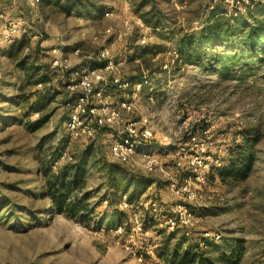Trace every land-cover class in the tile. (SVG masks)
Returning <instances> with one entry per match:
<instances>
[{
    "label": "rangeland",
    "instance_id": "1",
    "mask_svg": "<svg viewBox=\"0 0 264 264\" xmlns=\"http://www.w3.org/2000/svg\"><path fill=\"white\" fill-rule=\"evenodd\" d=\"M218 1L148 0L136 12L138 0H102L112 16L95 21L74 14L63 16L57 8L39 2L34 8L22 4L12 11V17L26 20L27 28L11 43L0 42V97L42 90V85L30 82L23 67L33 64L42 71L58 70L51 65L52 48L60 49L68 59V68L78 70L92 61L90 57L99 48L109 47L113 59L125 61L124 79H140L147 70L151 81L150 89L140 91L133 111L124 112V117H147L153 129L149 147L155 165L148 172L136 157L134 163L123 164L124 168L163 185H149L136 209L118 202L116 207L125 215L120 220V232L114 231L119 226L106 227L113 211V203H109L111 180L105 166L112 159L108 144L113 128H104L94 137L73 140L65 130L68 112L60 96L42 111L21 116V104L0 101L5 117L15 114L21 118L16 122L0 121V196L4 198L0 205V264H161L157 254L166 246L190 241L198 242L205 256L239 248V264H264V46L250 66H234L230 71L215 70L210 62H183L172 54L181 36L198 33ZM139 13H145L152 22L158 20L159 25L155 31L154 26L144 24L150 28L152 39L142 48L137 40L143 31L135 24ZM107 28L110 31L105 33ZM20 40L22 45L18 47ZM130 47L134 54L128 53ZM58 71L54 79L61 78L63 72ZM130 92L129 87L112 92L114 96L105 94L114 104L129 98ZM30 122L32 129L28 128ZM243 130L256 135L254 167L241 182L222 181L215 173L213 160H223L227 149L241 141ZM190 132L194 136L185 138ZM90 143L94 154L84 176V188L78 191L87 194L86 204L93 211L90 221L64 214L45 215L47 200L38 196L44 185L39 167L55 157V170L75 160ZM194 144L203 147L207 164L201 167L203 176L199 180L187 167ZM177 160L180 168L173 164ZM189 176L190 190L195 195L187 204L193 220L191 227L168 229L154 218V224L142 220L144 212L153 217L149 207L152 200L159 202L160 218L169 214V208L178 204L180 197H172L166 189L167 182L182 183ZM25 210L36 219L26 218ZM133 211L139 214L140 231L132 229ZM18 216L21 225L16 220ZM99 222L104 229L95 227ZM131 233L133 238L129 240Z\"/></svg>",
    "mask_w": 264,
    "mask_h": 264
},
{
    "label": "trees",
    "instance_id": "2",
    "mask_svg": "<svg viewBox=\"0 0 264 264\" xmlns=\"http://www.w3.org/2000/svg\"><path fill=\"white\" fill-rule=\"evenodd\" d=\"M45 4H53L58 6L61 11L66 14L76 9V13L93 14L94 17L101 16L104 11L102 0H42ZM148 0H138L136 12H140ZM81 9H83L81 11ZM221 1L215 4L208 12L205 24L199 29L197 34L181 36L174 49L177 57L183 62H193L196 64L211 63L218 71H230L232 67L238 68L242 66H250L257 57V52L264 46V4L257 5L246 13L237 16L228 17L223 13ZM144 24L157 26L158 20L151 21L145 13H139ZM22 45V40L18 42V47ZM214 45H220L219 49H214ZM142 48V47H141ZM144 51V50H143ZM141 51V53L143 52ZM213 53L211 56L209 53ZM139 53V57H142ZM134 54V53H133ZM24 61V60H23ZM20 65V64H19ZM84 65L89 67H102L103 62L87 61ZM25 72L31 78L33 84H41L43 89L36 90L32 94H19L12 97H0V101L12 103V105H22L23 112L21 115H30L35 111H42L52 99L57 96L61 97V104L70 110L71 103L76 95L75 92L67 90L66 86L72 79V73L77 69L75 67L63 70L61 78H53L54 72L58 71H42V68L36 65L23 67ZM31 71V74H30ZM59 72V71H58ZM31 75H34V77ZM141 79V78H140ZM139 79L129 81L136 82ZM33 96V97H32ZM32 98V99H30ZM3 109L0 110V113ZM5 112V110H3ZM4 114V113H3ZM1 113V122H16L21 118L18 115H8L9 120ZM30 124V125H29ZM28 124V128L32 129V122ZM104 130V129H103ZM99 131L98 134L102 133ZM205 130V129H202ZM243 130L240 133L241 141L232 144L227 149V155L220 160V166L214 170L216 175L222 181L238 183L247 178L254 167V150L253 142L255 141V133H247ZM193 137L192 132L185 138ZM110 143V142H109ZM93 144H87L78 154L77 158L72 162H66L55 170L52 169V162L56 160L52 157L47 163L39 167V173L43 177L44 185L42 193L38 196L47 200L45 215L64 214L68 217H79L81 221L89 222L88 217L93 212L86 204L87 194L78 193L84 188V176L91 158H93ZM109 147V144H108ZM193 153V151H192ZM107 162V176L110 178L109 192L112 198L109 203H113V211L109 217L106 227H115L121 224V219L125 217L116 204L122 195L127 196V203L136 209L137 201L146 188L154 184L156 187H162V182L153 178L142 175L129 173L124 168L123 163H119L113 159ZM0 196V205L3 202ZM115 201V204L114 202ZM22 209V208H20ZM12 211V210H11ZM26 218L36 219L34 215L24 211ZM26 214H29L28 216ZM143 221H151L152 215L144 212ZM18 222L20 217L16 218ZM142 221V222H143ZM19 224V223H18ZM99 222L95 227H101ZM198 242H187L182 245L179 242L174 243L171 248L166 246L163 251L157 254L161 264H239L242 252L238 248H232L217 256H205L198 247Z\"/></svg>",
    "mask_w": 264,
    "mask_h": 264
},
{
    "label": "built area",
    "instance_id": "3",
    "mask_svg": "<svg viewBox=\"0 0 264 264\" xmlns=\"http://www.w3.org/2000/svg\"><path fill=\"white\" fill-rule=\"evenodd\" d=\"M9 5L17 8L25 4L31 8L38 5L39 0H7ZM223 7V14L228 17L237 16L246 13L249 9L264 4V0H220ZM127 9L129 6L126 5ZM112 16L111 10L106 8L103 12V17ZM137 28L143 31L137 44L140 47L146 46L152 39L150 28L144 25L141 18H135ZM124 26H127V20L123 21ZM26 20L21 16L8 17L0 33V42L9 44L12 41L20 38L26 32ZM107 28L104 32H109ZM27 49V48H26ZM77 51V50H75ZM51 65L60 70L68 69V59H66L59 48H52ZM174 57H177L175 50H172ZM92 61L103 62L102 67L85 66L72 73V79L66 86L70 92H75L76 95L68 110L67 119L65 122V130L70 139L90 138L98 134L104 128H113L114 134L111 137L108 151L110 157L123 164L134 163L137 157L141 165L146 171H152L155 165V160L149 147V142L153 138L151 127L146 116L140 115L137 118H125V113H131L135 107L136 98L144 87H151L150 77L146 72L142 74L136 82L130 83L122 77V68L124 62L121 59H113L109 47L102 46L98 49ZM41 85V84H37ZM131 92L129 98L120 99L116 104L108 100L106 91L115 92L116 90L128 89ZM193 139V138H192ZM193 153L189 154L187 159V167L195 180L202 178L201 167L206 166L203 157V147H198L196 144ZM65 156L62 155L61 158ZM176 168L181 167V163L177 160L173 162ZM57 165V161H53V166ZM215 167L220 166V160H213ZM190 177L184 178L182 183L175 180L168 181L166 184L167 191L175 197H180L178 204L169 208V214L159 217L157 214L161 208L157 200L149 202V207L153 213V217L158 224L163 223L168 229L177 227H191L193 224L190 208L187 204L190 203L195 195L190 190ZM121 206H132L127 203V196L122 195L119 199ZM134 217L133 230H141V220L136 211L132 213ZM102 228V227H101ZM104 229V228H102ZM101 229V230H102ZM120 227L114 231L120 232ZM131 240L132 233L129 235Z\"/></svg>",
    "mask_w": 264,
    "mask_h": 264
},
{
    "label": "crops",
    "instance_id": "4",
    "mask_svg": "<svg viewBox=\"0 0 264 264\" xmlns=\"http://www.w3.org/2000/svg\"><path fill=\"white\" fill-rule=\"evenodd\" d=\"M39 4L40 5H43V6H53V7H55V8H57V10L63 15V16H66V17H68V16H70V15H72V14H74V15H77V17H79V18H82V19H85L86 21L87 20H89V19H91V20H97V19H103L104 17H103V13H102V15L101 16H98V17H94V15L91 13V14H85V13H81V14H78V12L76 13V9H74V10H72L71 12H70V14H66V13H64L63 11H61L60 10V8L58 7V6H55V5H53V4H45L44 5V2L42 1V0H39ZM105 9H106V7H104V11H105ZM13 10H15V8H13V7H11L10 5H9V3H8V1L7 0H0V29L1 28H3V26H4V23H5V21L7 20V18L8 17H12V11ZM83 9H81V11H82ZM103 11V12H104ZM14 16H17V15H14ZM151 27H153L152 25H150ZM157 27H159V25L157 24V26H154V29H156L155 31H157L158 30V28ZM154 29H152V30H154ZM19 42V41H18ZM46 42V41H45ZM133 50L134 49H132L131 47H130V49H129V52L128 53H130V54H132L133 53ZM48 54V53H47ZM129 54V55H130ZM86 66V65H85ZM106 94H108V95H111V96H114L115 94L114 93H112L111 91H106ZM117 102V101H116ZM116 102L114 103V104H116Z\"/></svg>",
    "mask_w": 264,
    "mask_h": 264
}]
</instances>
